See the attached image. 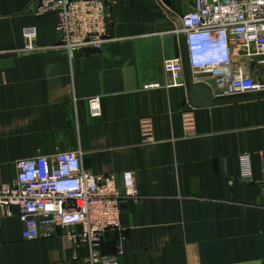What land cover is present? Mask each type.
I'll list each match as a JSON object with an SVG mask.
<instances>
[{
	"label": "crops",
	"instance_id": "0c3cea01",
	"mask_svg": "<svg viewBox=\"0 0 264 264\" xmlns=\"http://www.w3.org/2000/svg\"><path fill=\"white\" fill-rule=\"evenodd\" d=\"M40 1L0 0V187L15 182L20 160L81 150L87 170L121 189L123 173H135L139 198L122 200L120 229L102 245L115 255L121 244L118 264H264V100L193 108L184 75L170 86L164 70L182 59L193 0H107L110 40L72 56L58 48V14L36 15ZM31 27L40 50L23 52ZM144 120L154 143L144 142ZM18 213L0 207V264H89V248L62 230L24 240Z\"/></svg>",
	"mask_w": 264,
	"mask_h": 264
},
{
	"label": "built area",
	"instance_id": "2783aa9c",
	"mask_svg": "<svg viewBox=\"0 0 264 264\" xmlns=\"http://www.w3.org/2000/svg\"><path fill=\"white\" fill-rule=\"evenodd\" d=\"M58 14V48L71 56L89 49L99 51L109 40L114 22V3L107 0H42L37 16ZM179 30L186 38L194 82L208 84L215 98L264 92V0H193L192 9L182 17ZM23 52L40 50L35 45L36 28L23 34ZM257 65L253 72L250 67ZM261 68V69H258ZM170 86H183L181 58L164 61ZM158 85H146V89ZM92 114L100 115L97 101ZM186 136L196 132L192 111L183 114ZM146 143H154L150 120L141 124ZM84 153L57 151L38 154L17 162L12 185L0 187V207L11 215L18 208L23 239H50L59 230L75 247L89 248V264H118L121 244L115 255H105L102 245L108 231L120 229V204L125 198H139L134 172L123 173V188L114 176H98L84 167ZM242 179L251 181L249 155L242 158Z\"/></svg>",
	"mask_w": 264,
	"mask_h": 264
},
{
	"label": "water",
	"instance_id": "95a60500",
	"mask_svg": "<svg viewBox=\"0 0 264 264\" xmlns=\"http://www.w3.org/2000/svg\"><path fill=\"white\" fill-rule=\"evenodd\" d=\"M182 64L188 101L193 108H210L252 100H264V92L228 98H215L212 88L203 82H194L190 67L186 38L182 51Z\"/></svg>",
	"mask_w": 264,
	"mask_h": 264
}]
</instances>
